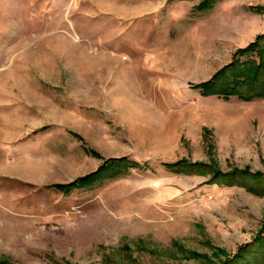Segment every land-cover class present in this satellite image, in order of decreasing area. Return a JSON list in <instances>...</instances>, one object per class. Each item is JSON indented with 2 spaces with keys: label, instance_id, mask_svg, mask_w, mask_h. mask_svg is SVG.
Listing matches in <instances>:
<instances>
[{
  "label": "rangeland",
  "instance_id": "1",
  "mask_svg": "<svg viewBox=\"0 0 264 264\" xmlns=\"http://www.w3.org/2000/svg\"><path fill=\"white\" fill-rule=\"evenodd\" d=\"M263 52L264 0H0V264H264Z\"/></svg>",
  "mask_w": 264,
  "mask_h": 264
},
{
  "label": "trees",
  "instance_id": "2",
  "mask_svg": "<svg viewBox=\"0 0 264 264\" xmlns=\"http://www.w3.org/2000/svg\"><path fill=\"white\" fill-rule=\"evenodd\" d=\"M249 52H256L257 55H258L261 51L256 47V45H253L251 47V50ZM263 56H264V52H263ZM261 64L262 63H258V64L255 65V67H253L251 64H247V68L245 70H248L249 71V74L247 76H245L244 78L235 77V80L236 81L237 80L241 81V84L243 85L244 91L247 92L246 93V96H245V99L246 100H250V99H253V98H256V97L264 98V82H262V81H264V68H262ZM260 73H263V76L261 77L262 78L261 81H260ZM219 75L220 74H218V76ZM248 76H249V78H248ZM216 77H217V75L214 76V79ZM257 80H258V82H257ZM234 83H233V85L228 84L226 86L225 85L218 86L217 87L218 88L217 91L218 92H221L223 94L239 95L237 90L240 91V88L235 87V84ZM244 83H245V85H244ZM197 87L203 88L201 90L203 91V93H205V91L206 92L212 91V89H213L214 86H213V84H209V82H208V83L200 84ZM214 92H215V90H214ZM123 160L114 161L110 165V167H112V166H115L116 167ZM183 163H187V162L186 161L180 162V163L174 164L173 166H170V167H176L179 171H184L183 169H186V168L192 169V168H190L191 167L190 164H183ZM131 165L138 166V164H136V163L135 164H131ZM119 171L120 170H118V169L115 170L116 173H113L112 175L115 176L117 174V172H119ZM93 177H94V175L93 176H90V177H87L86 179L79 180L78 182H76L73 185H76V184L86 185V183L87 182H90V180ZM235 262H238V261L233 260V261L228 262L226 264H235Z\"/></svg>",
  "mask_w": 264,
  "mask_h": 264
}]
</instances>
